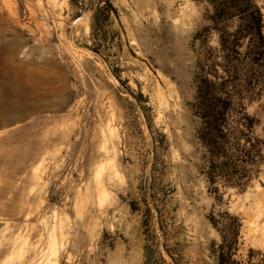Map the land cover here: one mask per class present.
Returning a JSON list of instances; mask_svg holds the SVG:
<instances>
[{"label":"rangeland","instance_id":"obj_1","mask_svg":"<svg viewBox=\"0 0 264 264\" xmlns=\"http://www.w3.org/2000/svg\"><path fill=\"white\" fill-rule=\"evenodd\" d=\"M219 1L0 0V264H218L222 222L264 264V51Z\"/></svg>","mask_w":264,"mask_h":264},{"label":"trees","instance_id":"obj_2","mask_svg":"<svg viewBox=\"0 0 264 264\" xmlns=\"http://www.w3.org/2000/svg\"><path fill=\"white\" fill-rule=\"evenodd\" d=\"M216 21L223 22L226 18L240 14L244 20L247 31L255 35V46L253 55H260L264 51L263 16L260 7L255 0H220L215 6ZM226 40H222V48L228 51H236L235 45H226ZM232 96H225L213 91H202L198 95V114L202 121L203 140L210 147L221 142L227 134L224 133V125L232 103ZM216 222H214V225ZM221 235V242L214 251L217 254L218 264H233L232 255L234 243L239 235V225L230 226L222 222V228H218Z\"/></svg>","mask_w":264,"mask_h":264}]
</instances>
